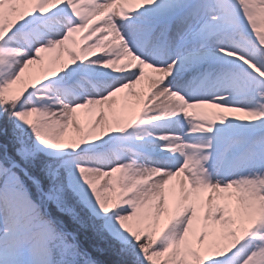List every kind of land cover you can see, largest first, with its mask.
Wrapping results in <instances>:
<instances>
[{
    "label": "snow or ice",
    "instance_id": "6c2138e0",
    "mask_svg": "<svg viewBox=\"0 0 264 264\" xmlns=\"http://www.w3.org/2000/svg\"><path fill=\"white\" fill-rule=\"evenodd\" d=\"M0 264H264V0H0Z\"/></svg>",
    "mask_w": 264,
    "mask_h": 264
}]
</instances>
